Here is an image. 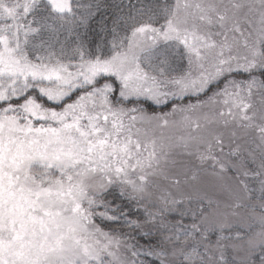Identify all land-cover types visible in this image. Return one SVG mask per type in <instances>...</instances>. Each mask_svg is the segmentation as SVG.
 Instances as JSON below:
<instances>
[{
	"label": "snow or ice",
	"instance_id": "snow-or-ice-1",
	"mask_svg": "<svg viewBox=\"0 0 264 264\" xmlns=\"http://www.w3.org/2000/svg\"><path fill=\"white\" fill-rule=\"evenodd\" d=\"M0 264H264V0H0Z\"/></svg>",
	"mask_w": 264,
	"mask_h": 264
}]
</instances>
